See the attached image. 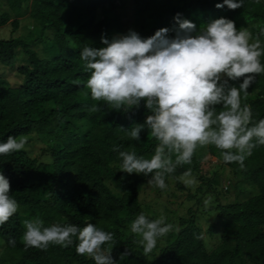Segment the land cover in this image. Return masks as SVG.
<instances>
[{"label": "trees", "instance_id": "16d2710c", "mask_svg": "<svg viewBox=\"0 0 264 264\" xmlns=\"http://www.w3.org/2000/svg\"><path fill=\"white\" fill-rule=\"evenodd\" d=\"M2 1L6 8H0V27L11 26V34L0 35V143L9 136L27 142L36 134L46 137L48 145L38 156L26 146L0 155V173L9 179L10 197L18 204L17 212L0 225V264H95L93 258L77 254L75 237L68 247L26 248L24 221L35 218L44 227L67 224L82 229L93 224L111 232L113 241L102 249L112 251L118 264H264V145L245 159L243 169L238 162L225 163L221 150L213 145L198 147L190 164L164 174L166 189L151 185L161 195L175 181L178 188L187 189L191 204L186 214H176L175 209L165 214L172 230L158 238L150 254L143 255L141 237L131 232L130 225L141 213L149 220L163 215L144 198L151 174L120 171L122 158L112 149L116 146L151 159L158 141L149 130L141 131L140 141L130 135L131 128L144 123L150 113L143 102L138 109L124 112L94 101L85 87L90 73L80 57L86 46L105 47L102 35L111 40L132 27L147 38L158 29L178 27L177 13L197 29L226 17L238 31L252 34L250 43L258 38L264 48V0H244L236 10L217 8L222 0H131V27L122 16L126 0ZM260 59L264 64V56ZM242 79L232 83L238 87ZM241 103L251 108L253 123L264 119V74L256 75ZM94 104L97 111L90 110ZM208 154L221 166L212 175L202 170ZM227 168L231 178L225 176ZM184 176L200 180L195 190L186 186ZM245 190L251 195L240 199ZM213 195L215 204L205 207V197ZM210 211L217 222L209 230L218 225L223 233L213 249L207 247L199 223L200 216ZM126 249L128 256L120 260Z\"/></svg>", "mask_w": 264, "mask_h": 264}, {"label": "clouds", "instance_id": "9594fccd", "mask_svg": "<svg viewBox=\"0 0 264 264\" xmlns=\"http://www.w3.org/2000/svg\"><path fill=\"white\" fill-rule=\"evenodd\" d=\"M225 6L236 10L244 6V0H222L216 4L217 8ZM174 19L178 27L158 29L147 38L134 29L111 40L102 35L105 47L86 46L80 53L84 68L90 73L85 87L94 101H103L110 109L124 112L138 109L143 102L150 113L144 123L131 128L130 135L140 141L141 131L149 130L158 141L151 159L119 151L116 146L112 150L122 158L120 171L151 174L148 183L162 190L167 187L164 174L174 172L178 165L190 164L198 147L213 145L221 150L225 163L238 162L243 169L245 159L256 147L264 145V119L253 123L251 108L241 103L242 94L246 99L256 75L264 74L260 40L250 43L252 34L238 31L235 22L226 17L199 29L194 22L182 19L180 13ZM241 78L238 87L232 83ZM217 106H221L219 112ZM90 110L98 109L94 104ZM25 144L26 140L9 136L0 143V155L22 150ZM10 192L9 179L0 173V225L18 210ZM43 224L39 218L24 221L22 242L26 248L47 250L50 244L68 247L75 237L78 255L93 258L95 264H118L112 251L102 249V245L113 241L111 232L93 224L82 229ZM172 228L164 216L149 220L143 213L130 225L131 232L141 237L145 256L155 249L158 238ZM9 243L15 246L16 241L11 239ZM128 254L126 249L120 260Z\"/></svg>", "mask_w": 264, "mask_h": 264}, {"label": "rangeland", "instance_id": "374dc122", "mask_svg": "<svg viewBox=\"0 0 264 264\" xmlns=\"http://www.w3.org/2000/svg\"><path fill=\"white\" fill-rule=\"evenodd\" d=\"M0 8H6L2 0H0ZM122 16L125 22L129 24V27H131L130 24L133 21V5L131 0H126V6L122 10ZM10 34H11V26L8 25V26L0 27V35H10ZM8 77L14 84L18 82L13 75H11V77L10 76ZM27 142L28 144L25 146L33 156L35 155L38 156L40 155V153L42 154L43 148L47 147L48 145L46 137L36 134L32 135ZM220 168H221L220 161L215 156H209L208 154L203 162V169H202L203 172L208 173V175H212V173L215 170H218ZM224 172L226 177L229 178L232 177V173L230 172V169L227 168L225 169ZM182 179L183 181L185 180L192 181L191 184H186V186L190 187L192 190H195V188L200 183V180L194 176H184ZM243 185L246 190H252L251 189L252 187L249 184H243ZM246 190L238 196L240 197V199L247 198L251 195L250 191H246ZM154 191L155 190H152L151 185L149 184L144 193L145 201L154 204L155 208L158 209L159 213L162 212L163 216H165V214H168L169 213L168 211L174 209L177 211L176 214L179 215L186 214L187 207L191 204L187 200V193H188L187 189L184 190L178 188L176 182L172 181L169 189L167 191H164L161 195H157L156 192ZM214 199H215L214 195L211 197L208 196L205 197V201H207V204L205 203V207H209L211 204H215ZM165 205L168 206L167 210H165ZM214 214H215L214 211H210L205 214H202L199 218V223L202 226L206 244L209 249H213L214 247H216L220 243L221 238L223 236L222 229L218 225H216L217 227H215L213 231L209 230L210 225L216 224L217 222V218L215 217Z\"/></svg>", "mask_w": 264, "mask_h": 264}]
</instances>
